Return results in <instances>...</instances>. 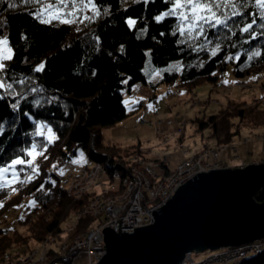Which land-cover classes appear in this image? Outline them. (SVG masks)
I'll return each instance as SVG.
<instances>
[{
	"label": "trees",
	"instance_id": "obj_1",
	"mask_svg": "<svg viewBox=\"0 0 264 264\" xmlns=\"http://www.w3.org/2000/svg\"><path fill=\"white\" fill-rule=\"evenodd\" d=\"M94 3L99 16L91 23L86 21L74 27L75 24L57 22L41 24L30 15L36 6L16 0V7L10 9L8 0H0V35L6 36L12 48V58L1 62L5 67L0 70V85H3L0 87V166L17 157L29 159L26 151L33 145L37 152L43 153L37 160L39 175L30 183L17 188L10 197L6 196L7 188L0 190L3 205L0 223L8 210L18 208L25 199L35 201L33 208L37 214L35 218L21 219L25 235L18 228L13 239L0 234V257L17 244H23L22 251H27L28 237L42 241L47 234L61 232L64 222L85 206L87 196L75 199L66 193L52 170L71 161L79 148L92 149L90 157L95 162H106L110 168L115 166L114 173L118 172L121 178L126 176L133 152L119 153L113 144H105L99 134L103 128L114 126L128 116L124 94L134 84L146 82L143 73L146 50L158 67L180 61L181 68L163 71L161 81L187 92L192 93L205 82L216 83L228 62L236 79L255 74L257 79L262 78L259 83L264 86V29L259 27L264 21L259 18L255 0H247V6L240 9L241 16L229 20L227 28L207 30L212 44L204 50L198 48L203 39L181 42L184 38L177 30L175 17L156 21V16L171 7L166 0H94ZM129 18L136 21L131 28L127 23ZM253 19L256 20L252 30L256 33L254 40L250 33L239 30ZM217 42L220 50L216 56H210ZM254 50H259L260 55L249 61L248 53ZM236 53L240 54L239 60L228 59ZM41 64L43 69L36 71ZM191 121L201 133L204 145L208 141L215 145L230 144L242 129L253 132L264 127V92L248 102L229 99L217 112L195 115ZM40 124L53 131L55 139L51 143L38 127ZM197 150L202 151V147ZM41 185L43 190L38 191ZM254 197L257 201L264 199L260 192ZM77 220L73 235L92 229L98 221L90 215ZM59 261H63L59 250L50 247L46 259L36 264ZM232 264H264V249Z\"/></svg>",
	"mask_w": 264,
	"mask_h": 264
},
{
	"label": "rangeland",
	"instance_id": "obj_2",
	"mask_svg": "<svg viewBox=\"0 0 264 264\" xmlns=\"http://www.w3.org/2000/svg\"><path fill=\"white\" fill-rule=\"evenodd\" d=\"M74 27H76V24ZM3 38H6V36L0 35V39ZM8 46L11 48L9 43ZM174 65H179V68L173 67ZM180 65L179 60H173L164 67L155 66L151 62L150 51L146 50V60L143 66L146 82L134 84L129 92L126 91L124 94V104L126 105L128 116L114 126L103 128L99 134L105 144H113L114 150L116 149L119 153H123L124 151L133 152L129 156L130 162L127 164L128 170L133 168V162L131 160L135 155L148 154L150 157L168 155L167 158H169L173 165L181 161L183 153H198L197 149L200 147H202V150L209 147H218L219 145H215L213 141H208L207 145L209 146L202 143L201 133L196 131L195 125L191 121L192 118L195 115L207 116L217 112L220 108L227 105L229 99L246 100L248 102L252 101L254 96L264 92V86L259 83V80L262 78H258V82L256 83L257 78L255 74L243 77L242 79H236L233 75L232 64L230 62L226 64L222 73L219 74L220 78L216 83L205 82L196 87L192 93L184 89H179L173 84L168 85L161 81L163 71L179 70L181 68ZM224 81H227V83H224ZM240 81L245 82L247 86L240 85ZM149 105L152 106V110L149 109ZM141 119L147 122H142ZM38 127L44 132V136L47 139L49 136H54L52 130L49 133V126L40 124ZM247 138L249 140H246ZM135 145H138L139 148ZM91 151L92 149L90 148L88 150L79 148L76 154L72 156L71 163L73 160L78 161V163H72L78 167L94 163L95 161L90 157ZM81 154H83V158H81ZM221 157L227 166L232 167L246 165L255 161L264 162V127L256 129L253 132L245 128L242 129L240 134L232 138L227 149L222 151ZM38 158L39 156L35 161L36 164ZM54 161L55 159L53 158L52 162ZM101 163L107 166L106 162ZM62 166H59L61 168L58 169L59 172H64L65 169ZM25 170V172L20 173V176L28 173L29 169L25 168ZM17 171H20L19 167ZM109 174L106 172V179L101 180L107 186L111 184ZM10 175L9 173V178ZM63 178L64 181L66 180L68 186H65V183L61 184L60 181L58 183L66 193L75 199H81L87 196L85 206L72 214L67 222H64L61 232L47 234L42 241H34L28 237L27 242L29 248L27 251H22L24 248L23 244H17L8 251L6 256H3L4 258L2 256L0 257V264L30 262L32 260L30 258L31 252L36 249H39L40 252L37 254L41 256L45 255L50 247L59 249L61 244L66 242L71 243L77 236H81L87 232L73 235V229L78 221L77 219H79L80 212H82V216L90 215L98 219L99 216L96 215L94 207L108 202L111 198L123 196L122 193H109L107 187L98 185L96 180L86 181L79 185L82 192L74 196L71 191L77 190L79 187L77 189L74 188L73 181L75 179L73 178V180L70 179L67 181L66 175ZM50 179L54 180L53 177H50ZM21 186L19 183L14 185L16 189ZM6 191L7 197L14 194L11 189H6ZM27 206H29V201L25 199L23 204L18 208L8 210L0 223V234L8 235L13 239L16 237L15 229L18 228L19 231H22V235H25V232H23L24 224L21 221L26 217L31 219L37 216L34 208L29 209ZM44 214L47 215V211H44ZM21 217H23L22 220ZM211 252V250H206L200 253H194L192 259L196 261L203 260ZM87 260V254L80 253L75 257L73 264H87ZM55 264H64V262L59 261Z\"/></svg>",
	"mask_w": 264,
	"mask_h": 264
},
{
	"label": "water",
	"instance_id": "obj_3",
	"mask_svg": "<svg viewBox=\"0 0 264 264\" xmlns=\"http://www.w3.org/2000/svg\"><path fill=\"white\" fill-rule=\"evenodd\" d=\"M264 162L200 171L179 184L153 221L132 232L102 229L93 264H180L187 254L264 239Z\"/></svg>",
	"mask_w": 264,
	"mask_h": 264
},
{
	"label": "built area",
	"instance_id": "obj_4",
	"mask_svg": "<svg viewBox=\"0 0 264 264\" xmlns=\"http://www.w3.org/2000/svg\"><path fill=\"white\" fill-rule=\"evenodd\" d=\"M239 83L244 87L247 86L243 81ZM141 121L147 122L144 119ZM228 146L229 144H223L218 147L203 149L194 154L183 153V157L177 165L171 164L167 158L168 155L155 157H150L148 154L135 155L131 160L133 168L126 169L124 178H121L118 172L109 174L110 186L101 182L107 177L106 166L98 161L80 167L73 165L71 161H67L62 166L65 169L63 174L58 169H52L56 171L57 180L61 184L65 183V186H68L63 178L66 175L67 181L75 179L73 181L75 189L86 181L96 180L98 185L106 186L109 193L123 194V196L111 198L108 202L94 207L96 215L99 216L96 225L85 234L77 236L71 243L61 244L59 252L63 257L64 264H73L75 257L80 253L87 254V264L98 261L105 253L102 229L107 225L115 232H123V230L132 232L134 227L151 223L154 216L152 211L157 210L165 203L179 184L185 183L186 180L200 171L227 167L221 154ZM25 171L24 169L23 172ZM23 177L24 174L20 176L21 179ZM79 189L80 186L77 190L72 189L71 193L74 196L79 195L82 192ZM79 217H82V212H80ZM262 249H264V239L213 250L200 261L193 260L189 253L180 264H232ZM39 252V249L34 250L30 255L32 260L20 264H36L44 261L46 254L38 256L37 253Z\"/></svg>",
	"mask_w": 264,
	"mask_h": 264
},
{
	"label": "snow or ice",
	"instance_id": "obj_5",
	"mask_svg": "<svg viewBox=\"0 0 264 264\" xmlns=\"http://www.w3.org/2000/svg\"><path fill=\"white\" fill-rule=\"evenodd\" d=\"M22 3L28 6H36L35 11L31 12L30 15L41 24H53L54 21L70 25L84 24L86 21L91 23L100 14L94 0H22ZM166 3H169L171 7L161 15L156 16V21L160 22L165 17H175L177 30L180 36L184 38L181 42L185 40L196 42L203 39L204 43L198 45L199 50H204L209 44H212V38L208 36L207 30L227 28L229 20L241 16L240 9L247 6V0H166ZM15 7L16 0H8V8ZM255 7L259 10V18L264 21V0H255ZM89 11L91 15H85ZM106 13L107 10L105 9ZM127 23L131 28L136 21L129 19ZM255 24L256 20L253 19L251 23L244 24L239 30L241 33H250L251 38L254 40L256 39V33L252 30ZM259 27L264 29V23H261ZM219 50L220 42H217L211 48L210 56H216ZM11 53L12 49L8 46L7 38L0 39V61L10 60L12 58ZM259 55V50L251 51L248 53V60L251 61ZM228 59L239 60L240 54L236 53L235 57L230 56ZM4 67L5 65L0 63V70H3ZM43 67L44 65L41 64L36 71H41ZM173 67L179 68V65ZM224 83H227V81H224ZM2 86L0 85V87ZM149 109L152 110L151 105H149ZM48 131L51 133V129ZM37 134H39V129ZM54 139V136H49L48 142L51 143ZM26 155L30 159L25 160L17 157L5 166L0 167V190L7 188L15 193L17 191L14 187L15 184L26 185L39 175V167L35 161L43 153L36 152L33 145L32 149L26 151ZM81 158H83V154H81ZM72 163L75 164L78 161L73 160ZM18 166L20 171H17ZM52 167L55 168L56 165ZM25 168L30 169V173H25L24 178L21 179L20 173ZM9 173L11 174L10 178ZM61 174L63 173L61 172ZM37 190L42 191L43 185ZM29 206L35 207V201H29ZM0 207H3V205L0 204Z\"/></svg>",
	"mask_w": 264,
	"mask_h": 264
},
{
	"label": "bare ground",
	"instance_id": "obj_6",
	"mask_svg": "<svg viewBox=\"0 0 264 264\" xmlns=\"http://www.w3.org/2000/svg\"><path fill=\"white\" fill-rule=\"evenodd\" d=\"M260 162H262V161H260ZM255 163H256V161H255ZM173 165H177V163H174ZM106 172H108V174L110 173H114V171H116V167L115 166H112V168H110L109 166H106ZM255 241V240H254ZM252 242V241H251ZM247 243H249V242H247ZM245 244V243H244ZM240 245H242V244H240ZM238 246V245H237ZM59 250V249H58ZM211 251H213V250H211ZM193 254L194 253H190V255L191 256H193ZM100 259V258H99Z\"/></svg>",
	"mask_w": 264,
	"mask_h": 264
}]
</instances>
